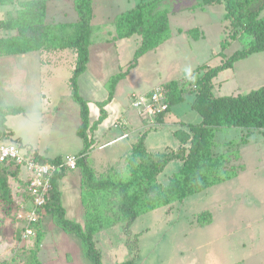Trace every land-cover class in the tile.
<instances>
[{
    "label": "rangeland",
    "instance_id": "rangeland-1",
    "mask_svg": "<svg viewBox=\"0 0 264 264\" xmlns=\"http://www.w3.org/2000/svg\"><path fill=\"white\" fill-rule=\"evenodd\" d=\"M17 1L0 6V20L13 14L18 8ZM140 1L145 0H92V42H106L110 48L112 41L109 40L115 35L113 20ZM199 1L165 0L162 3L161 7L168 11L170 37L158 48L140 57L126 81L115 90L114 97L120 107L118 114L122 115L118 119L128 118L130 129L135 131L123 143H113L102 149L96 146L89 153L88 163L97 175L115 167L119 156L128 150L121 149L122 144L135 142L140 132L150 127L146 115L131 106V94L128 93L133 91L141 96L158 84L183 82L200 66L219 65L223 59L219 53L229 57L251 41L250 36L233 29L224 19L223 4L199 8ZM261 15H264V10ZM47 20L61 24L75 23L77 15L72 0H47ZM192 29L199 30L198 40L187 34ZM10 34L0 32V37ZM115 42L119 63L126 70L140 44V37ZM73 59L69 50L42 52L38 57L31 53L27 58L20 55L0 56V108L12 106L24 109L21 114L6 117L0 132L6 135L10 131L12 136L1 141L25 147L27 144L24 142L27 141L49 159L80 154L83 142L76 134L80 124L79 106L71 99L69 88ZM262 86L264 52L253 54L236 62L231 69L220 72L213 80V94L215 97L245 95ZM100 93L102 96H99ZM105 93L107 96L106 89L98 88L94 94H84L83 97H103ZM192 101L193 95H186L185 101L167 115L165 123L147 134L145 143L149 151L176 149L178 141L173 131L201 122V117L191 109ZM90 104L89 120L93 122L99 107L97 103ZM246 133L238 128H221L215 132V153L237 151L239 154V161L233 163L243 164L244 170L236 177L181 202L140 215L128 227L120 223L99 231L94 239L103 263L120 264L134 257V264H190L192 260L196 264H205L211 248L209 245L214 242L225 246L231 257L241 253L251 255L256 261L262 258L264 262V133L250 132L247 143L243 144ZM105 139L102 138L100 143ZM180 167L178 160L168 163L158 175V181L165 185ZM71 191L75 195L74 189ZM202 212H209L211 221L198 225L196 217ZM12 223L5 205L0 204V229L6 234L4 239H0V264H15L11 260L15 249L27 245L13 239ZM55 232L64 233L60 228ZM55 232L48 231L43 240L48 246L51 243V249L42 244L46 255H51V258L62 255L56 246L53 247L54 242L61 243ZM79 246V256L72 252L67 261L78 258L89 263L80 243ZM43 256L41 253L39 258L44 259Z\"/></svg>",
    "mask_w": 264,
    "mask_h": 264
},
{
    "label": "trees",
    "instance_id": "trees-1",
    "mask_svg": "<svg viewBox=\"0 0 264 264\" xmlns=\"http://www.w3.org/2000/svg\"><path fill=\"white\" fill-rule=\"evenodd\" d=\"M14 1L0 0V6L11 5ZM164 1H140L113 20L115 35L109 41L137 35L140 37V44L127 69L110 77L106 83L107 98L97 102L99 116L92 124L89 121L88 102L80 95L78 86V78L86 71L89 47L92 45V0H72L77 15L75 23L49 22L47 0H18V8L13 14L0 20V32H11L8 36L0 37V56L63 50H69L75 56L69 88L71 99L79 106L80 124L76 134L82 140L83 148L77 168L80 173V201L85 224L81 226L66 218L56 186L65 171L54 176L53 193L42 209L43 217L49 216L53 224L64 233L72 234L80 240L83 254L90 264H104L94 237L105 227L120 223L128 227L140 215L181 202L191 195L236 177L244 170L243 164L233 163L240 159L237 151L215 153L214 139L218 129L245 130L247 137L242 139L243 144L247 143L250 132L264 133V86L245 95L215 97L213 94V80L220 72L231 69L236 62L253 54L264 52V15H261L264 0H200L199 8L223 4L224 19L229 21L233 29L250 36L251 41L229 57L219 53L223 59L215 67L200 66L183 82L168 81L162 84L160 88L168 108L157 115V126L140 132L131 148L115 162V167L112 166L99 175L94 172L88 163L89 153L96 147L92 134L106 119L105 107L113 100L117 84L126 78L140 57L155 50L170 37L168 11L161 7ZM187 34L193 40L200 37L198 29L189 30ZM221 49H224L223 44ZM188 94L193 95L191 109L201 117V122L187 124L186 130L173 131V136L178 141L176 149L148 151L145 145L147 134L160 128L171 108L183 103ZM23 112L21 107L0 108V126L5 125L7 116ZM7 133L5 135L0 132V141L12 136L10 131ZM26 148L34 150L41 163H54L61 159H49L38 154L35 149ZM174 160L180 161L181 167L163 185L158 181V175ZM26 185L18 170L0 164V204L5 205L6 214L13 221L11 235L16 241H22L21 232L16 228L15 213L18 200L29 198ZM210 221L209 212H202L196 217L198 225H205ZM34 230L35 235L25 241L27 245L15 249L12 263L42 264L38 257L45 235L42 220L34 226ZM5 237L1 228L0 239ZM134 260L132 257L120 264H134Z\"/></svg>",
    "mask_w": 264,
    "mask_h": 264
},
{
    "label": "crops",
    "instance_id": "crops-1",
    "mask_svg": "<svg viewBox=\"0 0 264 264\" xmlns=\"http://www.w3.org/2000/svg\"><path fill=\"white\" fill-rule=\"evenodd\" d=\"M135 36H137V35H135ZM123 40H126V39H123ZM107 44H106V42H102V41L97 42L95 44H94V42H92V45H90V47H89V60H88V64L86 67V71L78 78L79 91H80V95L82 97L84 96V94H90V95L94 94V92H96V89H98V88L105 89V85L108 82V80L110 79V77L119 73L124 68L119 63V58H118L119 55H118V52L116 50V42L115 41L111 42L110 48L107 46ZM95 46L97 48H94ZM31 53L37 54V57H38V56H40V54L42 52L41 51L40 52H30V53L22 54L20 56L27 58V55L28 54L30 55ZM73 56H74V54H73ZM39 60H40V58H39ZM74 60H75V56H74L73 62H74ZM38 63L39 62L37 60L36 64H38ZM132 70H134V68ZM128 76H129V74L126 76L125 79L120 81L116 87H118V85H120L121 83H124ZM161 85L162 84H158L154 88L160 87ZM154 88H150V89L144 91L142 95L151 92ZM132 93L134 94V92L132 91V92L128 93V95H130ZM96 96H97V94H96ZM99 96H102V93H100ZM114 96H115V93H114ZM83 98L88 102L89 119H90V105H91L90 103L101 102V101L105 100L107 98V96L105 93L103 95V97H97V98L92 97L90 99L88 97H83ZM175 106H177V105H175ZM174 107L171 108V111L169 114H171ZM118 108H120L119 104L117 102V99L114 97L113 100L105 107V110L107 113L106 119H104V121L97 127V129L92 134V139L94 140V143L96 144L95 146H98L99 149L105 148V147H107L113 143H114V145H116L118 143H123V141H125V140L127 141L131 137L132 133L135 131L133 128L130 129V126L128 123L129 122L128 118L123 117L124 119H120V120H124L126 122V126L119 127V126L114 125L116 123V121L119 120L118 117L122 116V115L118 114L119 113ZM23 111H24V109H23ZM120 114H121V110H120ZM98 116H99V110H98ZM98 116H97V118H98ZM97 118L94 121H96ZM166 118H167V116H166ZM93 122H90V124H92ZM135 129H136V131L139 130V128L138 129L135 128ZM110 130H114V131L112 133H110L111 132ZM175 130H177V129H175ZM123 134H126L127 137L121 138V136ZM102 138H104V139L106 138L105 139L106 141H103L102 143H100V140ZM146 138H147V136H146ZM24 143L27 144L26 145L27 147L35 149V150H37V152L39 154H41L39 152L38 148L35 147V145H31V143H29L27 141H25ZM133 143L128 141V142H126V144L121 145V147H122L121 149L128 148V150H129L131 148L130 146H132ZM145 145H146V143H145ZM127 151H125L123 154H125ZM122 155H120L119 158ZM58 157H61V156H58ZM56 186H57L58 191L60 192L61 202H62L63 208L65 209L66 218L80 224L81 226H84V224H85L84 211H83V207H82V204L80 201V195H79V192H80L79 169L77 168L76 170H66L63 173L62 178L57 181ZM72 189H74L75 195L72 194V191H71ZM64 195H65V197H64ZM45 219L47 221H45ZM43 220H44V222H43ZM42 228L45 232L44 238L47 237L48 231H51L54 233L55 229H58L54 226V224H53V222L49 216L43 217ZM60 233L61 234L56 233L55 236L56 235H57V237L59 236V238L61 239L60 240L61 243L54 242L53 247L56 246V249H58L62 255L59 256V258L58 257L51 258L52 257L51 255H49V254L46 255L45 250H43V246L41 245L42 250L39 251L38 257L40 256L41 253L44 254V256H43L44 259L39 258L40 261L42 262V264H90V262L88 263L84 259H82L84 261V262H82V260H79L78 258H75L76 259L75 261L73 258L71 259V261H67V256L70 255L72 252H76L77 257L79 256L80 240H78V238L72 234H65L62 232H60ZM53 238H54V236H53ZM42 244L45 245V247L51 246V243L48 246V244L47 243L44 244L43 241H42ZM61 244H62V246H60ZM211 245H213V246H211ZM209 247H211V248H210V252H209L208 257L206 258L205 264H264L262 258L256 261V259L251 257V255L249 256L247 254L242 255L240 253V255H238V256L231 257L226 252L227 250L225 249V246L219 245L215 242L210 243ZM196 248H198V246ZM50 249H51V247H50ZM52 250H53V248H52ZM225 252H226V255H225ZM196 263L197 262H194V260H192L190 262V264H196Z\"/></svg>",
    "mask_w": 264,
    "mask_h": 264
},
{
    "label": "built area",
    "instance_id": "built-area-1",
    "mask_svg": "<svg viewBox=\"0 0 264 264\" xmlns=\"http://www.w3.org/2000/svg\"><path fill=\"white\" fill-rule=\"evenodd\" d=\"M131 106L140 114H145L150 127L157 126L156 117L168 108L164 93L160 87L151 92L137 96L131 94ZM115 126L124 127L126 122L118 120ZM127 137L123 134L121 138ZM39 154V153H38ZM41 155V154H40ZM79 155H66L58 162L41 163L34 150H28L17 143L0 141V164L18 170L20 178L27 183L28 199L20 198L17 202L16 228L21 232L23 242L35 235L34 226L43 218V206L50 199L54 186L52 180L56 174L66 170H76Z\"/></svg>",
    "mask_w": 264,
    "mask_h": 264
}]
</instances>
